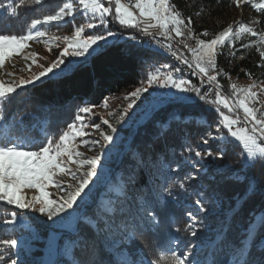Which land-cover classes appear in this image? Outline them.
I'll return each instance as SVG.
<instances>
[{"label": "rangeland", "instance_id": "1", "mask_svg": "<svg viewBox=\"0 0 264 264\" xmlns=\"http://www.w3.org/2000/svg\"><path fill=\"white\" fill-rule=\"evenodd\" d=\"M61 3L53 16L33 19L24 33L0 36V99L62 75L104 45L124 38L110 29L119 23L135 28L137 36L150 34L153 47L167 56L168 51L179 53L198 72L219 82L217 96L206 100L216 109L215 118L210 122L203 115L184 118V122L194 121L203 128L198 138L201 150L190 146L189 154H183L184 163L191 168L186 172L184 190L188 196L184 197L197 193L196 200L187 203L191 209L187 219L198 233L199 242L185 252L180 243L173 241V248L181 252L177 264L207 263L214 247L221 243L226 224L221 215L228 206L224 208L219 196L204 193L201 182L190 180L206 173L210 165L217 172L230 170L233 176L243 179L236 169L231 170V163L219 165L213 156L215 151L207 145L210 142L220 153H226L234 143L240 144L244 166L264 157V82L260 80L264 79V70L258 80L241 78L226 68L215 71L218 55L232 56L236 47L246 45L249 36L255 38L264 58V0H239L229 10L197 13L190 19H184L170 0ZM10 4L8 0L1 5L0 13L9 9L11 15L15 14V6ZM137 6L139 13H135ZM72 19L71 30L51 29L53 24ZM34 23L38 25L35 30ZM56 50L58 53L52 57ZM168 59L157 64L132 92L109 99L100 107L81 106L62 136L49 139L40 150H30L12 139L2 140L5 118L0 108V231L5 237L0 264H57L60 254L69 258L74 245L68 239L60 243V237L74 233L78 220L88 210L93 212L83 219L91 214L89 218L96 223L102 212L120 211L123 215L126 200L142 207L136 190L126 188L118 166L129 148L132 131L167 103H188L201 97L199 87L191 86L194 78L187 77ZM174 117L181 119L178 113ZM242 117L251 121V128L234 130ZM163 126L167 128L169 120ZM183 141L191 145L186 134ZM149 177L156 183L153 173ZM129 188L131 195L127 190L126 198L124 189ZM224 204L230 205L231 201ZM229 247L230 256H240L238 246ZM263 247L261 240L258 248ZM135 264L148 262L141 258Z\"/></svg>", "mask_w": 264, "mask_h": 264}, {"label": "trees", "instance_id": "2", "mask_svg": "<svg viewBox=\"0 0 264 264\" xmlns=\"http://www.w3.org/2000/svg\"><path fill=\"white\" fill-rule=\"evenodd\" d=\"M7 1L0 0V6ZM238 1L170 0L184 19L193 18L197 13L229 10ZM61 2L11 0L10 5L15 6L16 12L11 15L7 9L0 13V36L24 33L33 19L53 16ZM73 21L53 24L51 29L71 30ZM110 29L124 38L104 45L62 75L0 99L5 118L1 129L3 141L12 139L30 150H40L49 139L57 140L62 136L81 106L100 107L109 99L132 92L157 64L169 61V55L162 49L141 46L135 28L119 23ZM240 46L232 56L218 55L215 71L226 68L241 78L260 79L264 58L255 38L249 36L246 45ZM176 113L181 116L180 120L175 119ZM216 114L212 105L198 97L188 103H167L134 129L129 148L118 160V166L126 188L136 190L135 196L142 207L126 200L123 215L120 211L102 212L96 223L89 218L91 214L83 219L89 214L88 210L78 220L74 233L60 237V243L68 239L74 245L69 258L64 259L60 254L57 264H135L141 258L148 264H177L181 252L173 248L174 240L185 252L193 249L199 236L187 219L191 210L187 203L195 201L197 193L190 192L189 198L184 197L188 196L184 190L186 172L191 168L184 163L183 154H189L190 146L201 150L203 145H198V138L203 128L194 121L184 122V118L203 115L210 122ZM167 120L169 126L165 128L163 124ZM185 134L191 145L183 141ZM209 144L219 165L231 163V170L236 169L243 179L233 176L230 170L217 172L210 165L206 173H199L200 177L190 180L191 183L201 182L204 193L219 196L224 208L228 206L225 215H221L226 222L221 243L214 247L207 263L199 261L197 264H264V247L258 248V243L264 241V157L244 166L240 144L234 143L226 153H220L213 142ZM149 173L154 174L156 183L151 181ZM131 188L124 189L126 198L131 195ZM226 200L231 204H224ZM4 243L5 237L0 231V248ZM230 245L239 247L240 256H230Z\"/></svg>", "mask_w": 264, "mask_h": 264}, {"label": "built area", "instance_id": "3", "mask_svg": "<svg viewBox=\"0 0 264 264\" xmlns=\"http://www.w3.org/2000/svg\"><path fill=\"white\" fill-rule=\"evenodd\" d=\"M125 3L129 4V2H138V0H123ZM135 13H139V7L137 6V10ZM138 38L142 39L143 46H151L153 45V38L150 34L145 32L142 33ZM171 50V49H169ZM177 53V52H176ZM178 57L183 60L185 64V68H191L194 73V83L191 86L199 87V95L205 100H213L217 96V92L220 91L221 84L219 82H215L211 80L209 77L203 75L194 69L189 63H187L179 53H177ZM251 121H249L246 117H242L238 120L237 124L233 127L234 130L237 129H250Z\"/></svg>", "mask_w": 264, "mask_h": 264}, {"label": "bare ground", "instance_id": "4", "mask_svg": "<svg viewBox=\"0 0 264 264\" xmlns=\"http://www.w3.org/2000/svg\"><path fill=\"white\" fill-rule=\"evenodd\" d=\"M129 3H132V2H129ZM48 19V18H47ZM49 19H51V18H49ZM54 20V19H53ZM55 21V20H54ZM37 27H38V25L36 24V23H34L33 25H32V29L33 30H35V29H37ZM138 42H139V44L141 45V46H143V44H142V39L141 38H139L138 39ZM149 49H151L152 47H153V45H152V47L151 46H147ZM168 55H169V58H170V60H171V62L174 64V65H176V67L182 72V73H184L187 77H189V78H194V73H193V71H192V69L191 68H185V64L183 63V60L182 59H180L179 57H178V55H177V53L176 52H174V51H168ZM196 88H198V87H196ZM195 88V89H196ZM207 124V123H206Z\"/></svg>", "mask_w": 264, "mask_h": 264}]
</instances>
